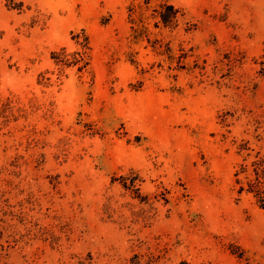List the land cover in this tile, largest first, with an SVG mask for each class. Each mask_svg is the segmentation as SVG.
<instances>
[{"label":"rangeland","instance_id":"rangeland-1","mask_svg":"<svg viewBox=\"0 0 264 264\" xmlns=\"http://www.w3.org/2000/svg\"><path fill=\"white\" fill-rule=\"evenodd\" d=\"M258 160L264 0H0V264H264Z\"/></svg>","mask_w":264,"mask_h":264},{"label":"trees","instance_id":"trees-1","mask_svg":"<svg viewBox=\"0 0 264 264\" xmlns=\"http://www.w3.org/2000/svg\"><path fill=\"white\" fill-rule=\"evenodd\" d=\"M253 174L254 178L250 180V185L252 190L255 191L258 200L262 202V206L264 207V161H256L253 164ZM250 171V164H246L242 166V170L240 172L247 173ZM237 172V175L240 173ZM243 190V187L240 188V191ZM180 264H188L185 261Z\"/></svg>","mask_w":264,"mask_h":264}]
</instances>
